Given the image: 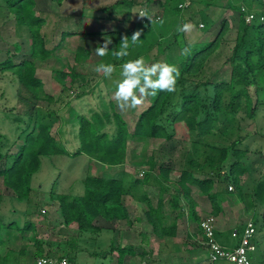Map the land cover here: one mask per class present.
I'll list each match as a JSON object with an SVG mask.
<instances>
[{"label": "trees", "instance_id": "1", "mask_svg": "<svg viewBox=\"0 0 264 264\" xmlns=\"http://www.w3.org/2000/svg\"><path fill=\"white\" fill-rule=\"evenodd\" d=\"M154 1L141 0V2H137V0H121L106 8L105 11L108 13V16H111V13H121L123 11L129 13L134 7L144 6V10L149 13L147 7ZM179 1L164 0L163 9L165 18H162L164 21L162 31L165 35H167L166 31H164L167 28L166 22L169 24L172 18L178 19L180 17ZM261 1L242 0L241 5L243 6H233L232 4L224 6L226 11H237L240 16L238 28L235 31L234 47L229 58L231 68L228 81L213 84L201 82L193 86L191 90H186V81L183 80L184 74H198L210 55L219 47V43L226 38L229 32V25L225 18L220 19L215 41L209 43L186 44L182 41L181 32L179 31L176 34L168 35L173 39V44L179 51L186 47L190 48L189 54L185 55V58L179 62V77L176 82V91L173 93L158 91L156 96H152L151 105L138 116L132 134L128 133L126 123L121 117L114 113H112L113 118L111 117L102 126V129H106V126L115 127L112 133L108 132V128L107 131L98 132L94 121L83 116L77 117L79 148L75 153L67 152L64 146L60 142H57L52 135L54 124L61 118L60 114L48 110L46 114H43L38 108V103L42 99H44L43 101L46 104L52 103L53 99L44 94L40 79L34 76L33 63L25 61L17 66L14 71L19 84L17 98L24 109L13 113L11 120L17 126L20 146L13 153H10L12 147L16 145V141L10 142V140L0 135V180L2 181V185L12 190L18 200H27L31 191V179L40 167L41 157L52 155L77 156L83 154L100 164L117 166L125 162L126 144L129 138L170 141L174 137L171 128L175 123L179 122L185 130L195 134L197 137L194 139L195 141L203 133L214 132V130L225 134L228 130L233 131V129H237L240 131L242 127L239 120L235 117L232 118L231 114L241 111V114L245 115L241 119L242 121L245 119L246 121L249 119L253 120L256 111H258V102H260L256 98L258 104L253 103L249 94V88H256L255 94L259 96V89L257 88L258 77L264 72V22L260 21V18H264V12H259L255 16L253 15V21L250 23H246L245 16L250 13L248 10H253V4H261ZM5 2L12 8L17 23L26 27L29 31L31 58L46 59L49 56V51L44 49V42L40 35V29L44 24V20L32 14L35 4L34 0H5ZM202 3L205 7L212 6L208 1L202 0ZM148 16L150 17L149 14ZM151 21H155V19H151ZM200 21L204 28L206 27L204 30L207 31L211 27L207 16L202 15ZM153 23L146 17L144 18L145 25L151 26ZM156 24L161 27L160 23L157 22ZM147 33L145 30L142 31L140 38L145 37ZM107 35L115 45L114 51H116L119 50L121 36L126 35L130 38L132 33L111 32L107 33ZM163 38L164 36L159 30V40H155V43L157 42L156 44L160 46V41ZM152 43L153 45L155 44L154 42ZM138 44L135 46L130 44L129 56L122 59L115 58L112 55L113 51H109L108 55L101 57L102 63L113 64L116 67L130 59H136L141 56L145 58L147 51H150L152 47L147 41L144 42V45ZM88 55L89 53L81 48L76 51L77 59L87 57ZM164 61L169 64L172 63L168 58H165ZM60 76L63 81H68L71 88L75 84L77 87L86 86L87 84V80L75 70L62 72ZM174 97L176 99L172 102ZM172 106L174 108L170 111ZM108 112L106 109L103 112V117L96 118V121L101 123L102 119L110 118ZM237 139L232 145L235 146V144L240 142V138ZM163 153L155 152L150 156L148 162H146L149 170L143 174L141 173L140 177L132 179L130 184H125L123 181L115 178L87 177L84 180V193L82 196H54L52 194V198L58 202L60 215L64 224L80 232L101 231L105 228L106 224H110L111 228L114 229L115 222L128 220L129 218V215L121 204V197L123 195H133L134 189L140 184H149L151 180L155 182L158 188L159 199L157 204L153 205L151 200L144 194L143 197L145 198L143 200L148 206L146 214L147 222L152 227V233L158 240L172 239L175 238L176 234L175 221L167 224L166 216L162 211L163 203L161 197L164 193L170 194L171 207L173 210L179 211L178 215L181 214L178 206V200L181 196L188 204L190 217L196 220L194 217L195 205L190 198V188L187 186L188 184L196 185L202 194L206 195L209 199L212 206V214L217 215L221 211V203H217V199L222 193H210L213 186L212 180L210 178H201L202 175L206 176L205 168L196 161H190L186 169L180 171L177 179L173 180L171 174L174 170L162 161ZM226 153V149H221L220 161L226 159ZM240 157L238 156V160H240ZM230 172L231 184L235 187L236 194L243 200L239 177L245 173V167L240 161H237L232 166ZM255 203L264 205V178L259 180L253 188L247 207L251 208ZM252 222L257 232L256 222L253 220ZM97 223H100V225ZM9 227L12 228L11 225L4 226L5 229ZM34 227V224L27 222L21 229L23 231L28 229L34 230ZM34 245L37 248L34 256L35 259L42 256L44 251L38 242ZM116 250L118 253L117 264H122L124 256L132 252L130 248H117ZM46 254L50 256L55 255L53 253ZM66 257L73 262L76 259L74 252Z\"/></svg>", "mask_w": 264, "mask_h": 264}, {"label": "rangeland", "instance_id": "2", "mask_svg": "<svg viewBox=\"0 0 264 264\" xmlns=\"http://www.w3.org/2000/svg\"><path fill=\"white\" fill-rule=\"evenodd\" d=\"M35 1L36 6L33 12L36 15L47 13L48 20H46L47 23L43 27V32L45 34H49L48 38L50 39V42L54 43V38L58 37L61 32L58 26L62 23V19H69V17H71L72 13L74 12H77V15L79 12V4L77 3V1L75 3L74 1H64L62 5L58 4V2H56L57 0ZM89 1L90 6L94 8L98 7L99 4H113L114 2H117V0ZM198 1L199 0H180L179 2H184L190 6L189 11H186L187 13H189L190 18L193 14L194 19H201L200 15L207 16L208 19L212 20L211 22L215 25L216 28L218 26V29L220 19L225 18L229 25V32L226 35V38L219 43V47L207 59L204 67L198 74L183 75V80L186 81V90H191L193 86L200 84L201 82H210L213 84L229 80L231 68L229 58L234 47V38L236 33L235 31L238 28L240 16L237 11H226L224 6H227V4H232L233 6H243L241 5L242 0H203L208 1L212 4V6L210 5L209 7H205L204 4L201 5L200 3H198ZM137 2H141V0H137ZM76 9L78 10L74 11ZM134 9L136 10L137 14H139L141 10H144V6L134 7ZM200 11H202V13H198ZM248 11L254 16L259 12H264V0L261 1V4H253V10ZM187 13H185V15ZM55 15H60L62 17L53 18V16ZM69 20L70 23L68 24V27H71L73 30H75L76 28L74 24H72L74 23L73 19ZM193 21L195 22L191 23L195 25V28L191 33L193 38H191L190 41L200 42L205 36V33L203 32L206 31L204 30L206 29V27L204 28V26H202V28H200L198 26L201 23L200 20ZM251 21L253 20L251 19ZM82 23H84V28H88L90 31H92L96 27L93 22L89 23L87 20H82ZM171 24L172 21H170L169 24H167L166 22L167 34H169L174 27V25ZM7 29L11 30V28ZM217 32L213 33L212 37L210 38L206 37L205 40L207 38L208 39L201 42V44L215 41ZM9 39L10 36L8 35V39L5 38V41L9 42ZM172 44L173 39H171L170 36H165V38L161 41L160 46H158L157 51L154 53L151 52L149 54L152 62H165V58H168L172 62L171 64L175 65L178 68L179 62L181 61V59L185 58V54H182V50L179 51L178 48L174 44ZM75 46L76 45L73 39H65L63 42V48H60V50L57 52V57H59L63 63L69 61L71 62V50ZM109 47L110 49H113V46L109 45ZM92 50V54L96 55L93 48ZM48 62L49 64H46V67L41 66L43 68L38 72V77H41L44 83V90L48 92L50 96L57 100L52 104H46V102L43 101L44 99H42L38 103V108L43 114H46L47 110L55 112H57V110L59 111L62 118H60V120L54 124L52 134L55 136V138L60 140V134H58L57 131L58 128H60V131L64 130V132L74 130L77 122V117L94 116V111L89 110V108L93 107L94 102L91 103L92 107L90 106L89 108L78 102L76 100V95L79 90L76 88V86H74L72 87V90L69 91L67 87L68 83H62L55 77H53V75L51 76V70L58 67L59 65L56 64L54 60ZM0 77V135L4 136V138L6 139L13 140L16 139L18 134L15 133V124L11 120V116L13 113H16L17 110H23L24 107L16 100L17 89L15 88L16 82L14 81V77L7 73ZM92 84L93 82L91 83V85ZM17 88H19V86ZM257 88L259 89V96L255 94L256 88H249V94L251 95L253 103H259L257 105L258 111H256L255 113V118L253 120L249 119L250 121H246V119L242 121L241 119L244 118L245 115L241 114V111H236L235 113L231 114L232 118L235 117L239 120L242 127L240 131L237 129H233V131L228 130L225 134L220 132L218 133L216 132V130H214V132L211 131L208 133H203L202 136L195 141L194 139L197 138L195 134L185 130V128L179 122L175 123L171 128L174 137L170 141L154 139L148 141L143 140L144 142H129L128 145L126 144V154L128 150L129 161L127 165L129 166L130 170H132L131 173H133L134 176H138L139 173L141 174V172L145 170L143 169V164L146 163L150 156L149 154H151L152 151L162 150V153L164 152L162 155V161L165 165H169V168H173L174 171L171 174V178H173V180L177 179L178 173L180 171L186 169L187 164L190 161H196L197 163L201 164L202 167L205 168L204 170L206 174V176L202 175L201 178H210L213 182L212 190L210 193H223L219 195V198L217 199V203L219 204L221 203V201H225L226 203L223 205L222 212L225 211L227 213H234L235 211H237L241 218H243V221H245L247 218H252L253 221L256 222V226L258 228L255 236L257 255L253 264H262L264 263V205L255 203L251 208H248L247 206L250 197L252 196L253 188L256 186L259 180H262L264 178V72L261 74V76L258 77ZM104 94L105 93L98 94L97 98L99 97V100L94 98V100L96 101V105L99 108L101 106V110H98L97 112H105V110H102V105L105 106L106 104L109 107V104L105 100L106 96ZM92 97L93 96H91L90 98ZM256 98L259 99L260 102L257 103ZM108 99H110V97ZM175 99L176 98L174 97L172 102L175 101ZM173 108L174 106L170 108V111ZM108 111L110 118L103 119L99 126H103L109 119H111V117L113 118L112 113H118L116 112L118 110L113 111L110 109ZM129 113L130 112L128 111H123L122 115L126 118L127 122L130 123L133 120L132 118L136 115V112L132 111L131 116H128ZM95 121L96 120H94V123L97 124ZM105 128H108L109 131H112L115 127L106 126ZM237 138H240V142L235 144V146L232 145L236 140H238ZM75 141L71 137L65 136L62 138L61 144L66 149L72 150L77 144L75 143ZM221 149L227 150V156L224 161H220L219 159ZM14 151L15 149L13 148L10 150V153H13ZM71 153H73V151H71ZM238 156H241L240 160H238ZM80 158H74V156L64 159L60 156L44 157L43 159H41L42 164L40 170L37 173L41 177H35L36 179L33 180L32 184L35 183L34 186L37 187V191H39L38 189H41L48 195L51 187L53 188V191L59 190L58 183H61V188L63 189V185L66 181H68V179L74 178V180L77 181L78 176L84 174L83 170L87 167V162L85 161L86 163L81 164V167H79L81 160ZM237 161H240L245 167V173L239 177L241 188L240 191L243 200L239 198V196L236 194L237 191L235 187L231 184L230 171L232 166ZM53 166L56 167L57 172L53 170ZM94 166H97V168H99L101 165L95 163ZM93 175L95 176V174ZM59 176L60 178L58 180V183H56ZM229 185L232 187L231 191H229ZM0 189L3 192V201H0V204L1 208L5 210L2 214H6L10 208L14 209V211L12 210L14 215L6 218L5 224L13 220L20 224L15 231L9 233H6L5 229H2L1 231V237H3V245L1 246V251L5 253L7 250H10L15 251L16 254L19 251L21 252L20 255L15 257V263L11 264H31L37 249L34 245L36 242L41 244L44 254L53 253L55 254L54 256H69L71 255V253H73L72 249L77 245V237L74 238L76 236V229L72 228V230L74 231H71V228H68L66 225H64L63 220L61 217H59L57 211H53L48 214L41 213V210H45L46 207V209H48L49 211L51 210L49 205H46L48 203H43V200L45 199L44 196H42L41 194L34 195V193H32L29 199L18 200L13 192L11 193L1 185V180ZM190 190L191 193L194 192L193 189L190 188ZM195 193H198V190L196 188ZM163 196L165 197V201H167V199H169L170 197V194L164 193ZM202 200L205 204H207L206 206L205 204H202L200 207L202 216H204L205 211L209 212L207 210L211 209V204L209 201L206 202L205 197H202ZM9 201H12V203H14L13 207H11ZM1 202L3 203V205ZM44 204L46 207H41ZM165 212L167 224L171 223L174 218L176 219L175 210H171V208H169L167 204L165 206ZM30 220H32L33 224H35L34 230L28 229L26 231H23V229H19L23 228L24 222H28ZM97 224L100 225V223ZM196 230L197 227H193V233H196ZM97 239L100 240L96 242L90 241L89 239L80 240V242L78 243L82 245L81 248H86L90 252L101 251L104 252L107 256L109 253V248H102L106 244L107 238L104 239L103 237H100ZM185 240L186 241L184 248H180V251L173 255L161 252L159 258L156 259V261H153L154 259L148 257L143 258L142 260L139 259L137 261L131 260L128 261L127 264H210L206 259L205 251L201 249V247H198V249H196L195 243L191 239ZM103 255L104 254L98 253L97 260L105 258V262L103 264H110V260L112 257H102ZM75 258V264L99 263V261L93 263L92 259L88 260L87 256L77 255ZM9 260V262H12L11 259ZM216 264L228 263L220 262Z\"/></svg>", "mask_w": 264, "mask_h": 264}, {"label": "crops", "instance_id": "3", "mask_svg": "<svg viewBox=\"0 0 264 264\" xmlns=\"http://www.w3.org/2000/svg\"><path fill=\"white\" fill-rule=\"evenodd\" d=\"M64 1H74V3L77 1V3L79 4L78 14L76 15L77 12H74V11L78 10V9H76L73 11L75 14L71 12L72 16L69 17V19H71V20L73 19L74 23H72V24H74L76 29L73 30L71 27H68V24L70 23L69 19L63 20L61 18L62 23L58 26L60 28L61 32H60L58 37L54 38V43H51L50 39L48 38L49 34H45L43 32V27L47 23L46 20H48L47 19L48 15H47V13H42L40 15L34 14L33 11H34V8L36 6V1L34 0L35 4H34V8L32 10V14L35 16H39L40 18H42L44 20V24L40 29V35H41L43 42H44V49L49 51V56L46 59L42 60V59H32L31 58V39H30V34H29L28 29L17 23L12 8H10L6 4L5 0H0V31H1V33H0V76L4 75L6 73L9 75H12L14 77V81L16 82L15 88L18 91L19 88H17V87L19 86V84H18V79H17L14 71H15L16 67L19 66L20 64H22L23 62L30 61L34 65V76L36 78L40 79V81L42 83V88H43L44 94L50 96V94H48V92H46L44 90V83H43L41 77H38V72L41 71V69L43 67H46L47 66L46 64H49L48 61L54 60L56 62V64H58L59 66L56 68H53L51 70L52 71L51 76L53 75V77H55L58 81H60L62 83H68V81H63L61 79V76H60V74L62 72H67L68 70H75V71L79 72V74H81L87 80L86 86L77 87L76 84L72 85L73 87L76 86V88L79 90L77 95H76V100L78 102L82 103L87 108H89L91 106V103L94 102L93 107L91 106L92 108H89V110L94 111V116H91V117L83 116V117L90 119L92 121L96 120V118H102L103 117L102 111L97 112L98 110H101V106L99 108L96 105V101L94 100V98L99 100L100 98L99 97L97 98L98 94L99 93H101V94L105 93L104 94L106 96L105 100L109 104V107L106 104H105V106L102 105V110H106V109L107 110L111 109L113 111L118 110V111H116V112H118L116 114L119 117H121V119L126 123L128 133L132 134L134 127H135V124H136V121L138 119V116L143 111L148 109L149 106L151 105L152 96H147L144 99L143 103L141 105H138L135 108H128L126 110H123V111L130 112L128 114V116L129 115L131 116L132 111L136 112V115L132 118L133 120L130 123L127 122L126 118L122 115L123 111H121L120 108L117 106V102H116V99L114 97V93L116 91V84L119 80L122 79V76L120 75L121 65H118L115 67L116 70L111 74L110 77H105L102 72L97 73V72L93 71V69L98 64L102 63L103 61H102L101 57L92 54V52H93L92 48L95 49L97 46L102 44L103 43L102 37L108 36L107 33H111V32H121V33L122 32H131V33H133L135 30H142V31L145 30L146 33L147 32H149V33H147V35H145V37L144 36L141 37L142 39L140 38L141 42H139L138 45H141V44L144 45L145 41H147L150 44V46L152 48L150 49V51H147L146 57L144 59H145L146 63L152 64L153 62H152L149 54L151 52L152 53L156 52L158 49V44H156L157 42L155 43V40H159L158 39V31L159 30L161 31V33L163 34V36L165 38V36H168V35H171L174 33L176 34L178 32L177 31L178 26H181L184 23H189V22L193 23V22H195L193 20H201V19H198V18L192 19V18H194V14L190 18L189 13H187L190 9V6H188L185 10H179L180 11V17H178V19L172 18L170 20V21H172L171 25H174V27L170 31L169 34L165 35L162 31L164 24H161V27H160V25L158 26V24H156L157 22H154L151 26L145 25L144 24V18L139 17L138 16L139 14H137V12L134 8H132L129 11V13H126V11H123L121 13L115 12V13H111V16H108V13L105 11L106 8L114 5L116 2H114L113 4H99L98 7H96V8L90 6L89 0H62L60 2H59V0H57L56 2H58V4L62 5ZM198 3H200L201 5L203 4L202 0H199ZM163 6H164V0L163 1L162 0H155L153 3H151L147 7V10L149 12L148 14L150 15L152 20L155 19V21H158V20H160V18L161 19L165 18ZM53 13H56V12H53ZM185 13H187V14L185 15ZM198 13H202V11H200ZM59 17H62V16H60V15L53 16V18H59ZM200 17H202V16L200 15ZM82 20H87L89 23L93 22V24H95L96 27L92 31H90L88 28L85 29L84 23H82ZM211 21L212 20L209 19V22H210L209 24L211 25V27H209V29L207 31L203 32V33H205L203 40H201L200 42H191L190 39L193 38V36L191 34L193 32V30H192V31L187 32V33L181 32L182 41H184V43L189 44V45L199 44L203 41H206L208 38L212 37V34L216 33L218 31V26L216 28L215 25ZM201 25L203 26V24H201ZM7 28H11V30H9ZM164 31L167 32V28H165ZM8 35L10 36L9 42L5 41V38L8 39ZM206 37H208V38L205 40ZM67 38L73 39L76 46L71 50V52H72L71 53L72 54L71 62L69 61V62L63 63L62 60H60V58L57 57V52L60 50V48H63V42ZM161 41H160V43H161ZM152 42H154L155 44L153 45ZM88 46H91V47H88ZM110 46H113V49H110V47H109V51H114L115 45L112 43V44H110ZM79 48L88 52L89 55L87 57H81L80 59H77L76 58V51ZM41 66H43V67H41ZM93 79H94V81H93ZM92 82H93V84L91 85ZM78 83H80V81H78ZM70 86L71 85L68 83L67 87L69 88L68 89L69 91L72 90V88ZM17 91H16V100L19 103L18 98H17ZM91 96H93V97L90 98ZM50 97L53 99L52 103L57 100V99H54L52 96H50ZM109 97H110V99H108ZM57 112L59 113L58 110H57ZM95 122L97 123L95 125H96V129L98 132L107 131V129H102V126H99L100 123H98L97 121H95ZM14 127L16 130L15 133L19 134V132L17 130V126L15 125ZM77 127H78V124L76 122L74 130L64 132V130L60 131V128H58L57 131H58V134H60V140L55 138V136L52 134L53 137L56 139V141L60 142V143H62L61 142L62 138L65 136L71 137L74 141L76 140L75 143H77V144L75 145V147L72 150H68L64 147L65 150L69 153H71V151H73V153H75L79 148V140L77 138ZM108 132L112 133V131H108ZM8 140H10V139H8ZM143 140L148 141V140H154V139L129 138L127 141V145L129 144V142H131V143H133L135 141L144 142ZM13 141H16V145L14 147H12V149L14 148L15 150H17V148L20 146V141L18 142V135H17L16 139L10 140V142H13ZM155 152L161 153L162 150H161V152H160V150L159 151H152L151 154H149V155L152 156ZM52 156H60L63 159L71 157L69 155H52ZM150 156H149V158H150ZM45 157H49V156H45ZM43 158L44 157H41V159H43ZM74 158H80L81 159V160L79 159L80 160V166L79 167H81V164L87 162L86 163L87 167L83 170L84 174L79 175L77 181L74 180V178L68 179V181H66L64 183L63 189L61 188V183H58V180L60 178V176H59L57 179V182H56V183H58L59 190L53 191V188L51 187L49 195L44 193L41 189H38L39 191H37V187L34 186L35 183L32 184L33 180L36 179L35 177H39V178L41 177L39 174H37L38 171L40 170V167L42 164L41 159H40V167H39L38 171L32 176V179H31L30 195L32 193H34V195L41 194L42 196L45 197V199L43 200V203H48L46 205L47 206L49 205V207L51 208V210L49 211L48 209H46L47 207L45 206V204L41 206V207H46L45 208L46 214L51 213L53 211L54 212L57 211L59 217H61L58 202L52 198V194L54 196H58V195H67L70 197L82 196L84 193V180L87 177H103V178H108V179L115 178V179H119V180L123 181L125 184H130L132 179H135V177H140L139 176L140 173L138 174V176H134L133 173H131L132 170H130L129 166L127 165L128 161H129L128 160V150H127L125 162L123 164H120L117 166H106V165L100 164L97 161H94L91 158H89L88 156L83 155V154L74 156ZM149 158H148V160H149ZM148 160L146 162H148ZM95 163L100 164L101 166L99 168H97V166H94ZM143 165H144L143 169H145V170H143L141 172L142 174L145 171L149 170L146 163ZM53 168H54L53 170H55L57 172L56 167L53 166ZM93 174H95V176ZM179 174H180V172L178 173V176H179ZM75 176H77V175H75ZM49 178H52V177H49ZM66 183H67V185H66ZM1 185H2V181H1ZM187 186L189 188L193 189V191H194L193 193H191V190H190V198L195 205V207H194V215L195 216L194 217L196 218V220L192 219L190 217L188 204L180 196L179 200H178V206L180 208L181 214L179 213L180 215H178L179 211L175 210L176 219L174 218V220H172V221H175V223H176L175 238H172V239L168 238V239H164L162 241L158 240L154 236V234L152 233V227L147 222L146 214L148 212V206H147V203L143 200L145 198V197H143V195L145 194L147 196V198L151 200L153 205L157 204V201L159 199L158 188H157L155 182L153 180H151L149 184H145V185L140 184L136 189L133 190V195H123L121 197V204L125 208L127 214L129 215L128 220H120V221L115 222L114 229L111 228L110 224H106L105 228L102 229L103 231L101 230V231H96V232H80L78 230H75L76 236L74 238L77 237L76 239H77V245L78 246L77 245H76V247L74 246V248L72 249V252H74L75 256H77V255L87 256L88 260L92 259L93 263L99 261L98 264H103L105 262V258L101 259V260H97V254L101 253V254H104V256H106V254L104 252H101V251L100 252L99 251L90 252L86 248H81L82 245H80V243H78V242H80V240H88V239L90 241L96 242V241L100 240V239H97L100 237L101 238L103 237L104 239L107 238L106 244H105L106 246L104 245L105 247L103 246L102 248H106V247L109 248V253L106 257H109V256H110V258L112 257L110 260V262H111L110 264H117V257H118V253L116 250L117 248H130V250H132L131 253H127L128 255L124 256L122 264H127L128 261H131V260L137 261L139 259L142 260L143 258H148V257H151L152 259H154L153 261H156V259L159 258V255L161 252L169 253V255H173V254L179 252L180 248H182V249L184 248L185 241H186L185 239H187V240L191 239L195 243L196 249H198V247H200V244H199L200 232H199L198 223L204 216H207L209 213L211 215H213L212 214V206H211L210 210H207L209 212L205 211L204 216H202V211L200 210V207L202 204H205L204 201L202 200V197L206 198V202L209 201V199L207 198L206 195L202 194V192L198 189V187L196 185H189L188 184ZM81 187H82V189H81ZM195 188L198 190V193H195ZM6 190H8L12 193V191L8 188H6ZM68 191H69V193H68ZM0 194H1V200L0 201H3V199H2L3 192L1 189H0ZM161 198H162V203H163L162 211H163V214L165 215L166 204L172 210L171 196L169 197V199H167V201H165L164 196H162ZM224 204H226L225 201H221V211L217 215H213L215 218L216 236L218 238V241L222 245L227 246V247H233L235 245L236 241L233 238H231L232 230L242 228L246 222H248L249 220H253V219L247 218L245 221H243V218H241V216L239 215V213L237 211H235L234 213H231V212L227 213L225 211L222 212ZM2 205H3V203H2ZM10 205H11V207H13L14 203H12V201H11ZM206 205L207 204H205V206ZM208 205H210V204H208ZM198 209H199V211H198ZM12 210L14 211V209L10 208L6 214H2L5 210L3 208H1V204H0V255H2V256H0V264L15 263V261H14L15 257L20 255V253H21L20 251L17 252V254L15 251H10V250H7L5 253L1 251V246L3 245V237H1V231H2V229H5L4 226L5 225L6 226L11 225L12 226V228L9 227V228L5 229L6 233H9V232L15 231L19 227L18 225H20L17 222H15V220L10 221L9 223L5 224V219L14 215ZM28 222H31L33 224L32 220H30ZM25 223H27V222H24L23 226L25 225ZM14 225H15V227H14ZM34 226H35V224H34ZM195 226L197 227V230H196V233H193L192 229ZM68 228H70V227H68ZM19 229H21V228H19ZM71 231H74V230H72V228H71ZM9 259H11L12 262H9L10 261Z\"/></svg>", "mask_w": 264, "mask_h": 264}, {"label": "clouds", "instance_id": "4", "mask_svg": "<svg viewBox=\"0 0 264 264\" xmlns=\"http://www.w3.org/2000/svg\"><path fill=\"white\" fill-rule=\"evenodd\" d=\"M183 4L184 7L180 8L179 6ZM188 6V4L183 2L178 5V8L180 10H185ZM138 16L141 18L146 17L150 22L164 23L163 19L151 21V17H149L148 13L144 10H141ZM194 28L195 25L189 22L178 26L177 31L187 33ZM141 35L142 30H135L130 38L126 35H122L119 50L113 51L112 55L117 59L129 56L130 44L135 46L138 42H141ZM102 38L103 43L94 49L95 54L99 57L108 55L109 45L112 44L110 37L103 36ZM189 52L190 48L186 47L182 49V54L187 55ZM115 70V65L105 63H100L93 69V71L97 73L102 72L105 77H110ZM120 75L122 76V79L116 84L114 97L117 106L123 111L141 105L147 96H156L158 91H166L168 93L175 92L179 70L175 65L167 62L148 64L145 62L144 57L141 56L136 59L127 60L123 63L121 65ZM37 264H51V262L47 260H39L37 261ZM62 264H67V262L63 261Z\"/></svg>", "mask_w": 264, "mask_h": 264}, {"label": "built area", "instance_id": "5", "mask_svg": "<svg viewBox=\"0 0 264 264\" xmlns=\"http://www.w3.org/2000/svg\"><path fill=\"white\" fill-rule=\"evenodd\" d=\"M184 7L183 5L179 6ZM253 20V15L248 13L245 16L246 23H250ZM260 21H264V18H260ZM199 27H202L199 25ZM232 187L229 186V191ZM44 214L45 210H41ZM200 239L199 244L201 249L205 251L206 259L210 264L216 263H228V264H253L256 253V229L252 222L249 220L242 228L234 229L231 232V238L236 242L233 247H227L222 245L216 236L215 218L213 215L208 214L202 218L199 223ZM39 260L50 261L51 264H62L66 261L67 264H75L66 256H50L43 254L40 257H36L32 264H37ZM264 264V263H263Z\"/></svg>", "mask_w": 264, "mask_h": 264}]
</instances>
